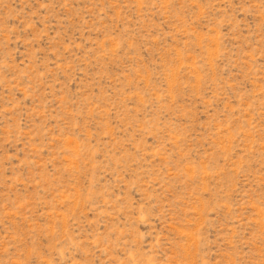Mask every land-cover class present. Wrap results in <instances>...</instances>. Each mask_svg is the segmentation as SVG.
Wrapping results in <instances>:
<instances>
[{
  "label": "rangeland",
  "instance_id": "rangeland-1",
  "mask_svg": "<svg viewBox=\"0 0 264 264\" xmlns=\"http://www.w3.org/2000/svg\"><path fill=\"white\" fill-rule=\"evenodd\" d=\"M0 264H264V0H0Z\"/></svg>",
  "mask_w": 264,
  "mask_h": 264
}]
</instances>
